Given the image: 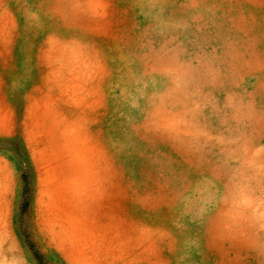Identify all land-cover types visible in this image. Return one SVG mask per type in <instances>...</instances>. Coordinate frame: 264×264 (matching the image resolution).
<instances>
[{"label":"rangeland","instance_id":"obj_1","mask_svg":"<svg viewBox=\"0 0 264 264\" xmlns=\"http://www.w3.org/2000/svg\"><path fill=\"white\" fill-rule=\"evenodd\" d=\"M0 264H264V0H0Z\"/></svg>","mask_w":264,"mask_h":264}]
</instances>
